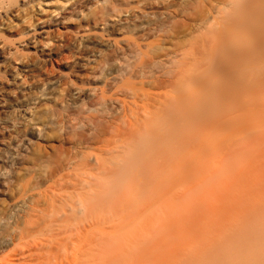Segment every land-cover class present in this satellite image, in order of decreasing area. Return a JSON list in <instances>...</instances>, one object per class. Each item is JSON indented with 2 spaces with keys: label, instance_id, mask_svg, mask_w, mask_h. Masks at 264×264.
Masks as SVG:
<instances>
[{
  "label": "bare ground",
  "instance_id": "bare-ground-1",
  "mask_svg": "<svg viewBox=\"0 0 264 264\" xmlns=\"http://www.w3.org/2000/svg\"><path fill=\"white\" fill-rule=\"evenodd\" d=\"M149 1H155L157 7L122 24L114 22L124 7L142 8ZM5 12L0 11V19L9 17ZM263 16L264 0H75L69 17H62L57 24L69 19L74 27L102 25L100 32L75 37L81 58L71 73L89 86L87 96L96 110L82 107L75 113L69 111L66 96L70 88L79 93L83 87L71 86L72 80L64 73L41 76L31 85L17 82V86L5 85L0 75V264H144V258L146 263L153 248L164 240V224L179 217L180 207L190 194L178 186L174 191L172 186L173 190H167L166 195L165 190L162 196L158 187L168 184L169 189V184L176 182L179 186L196 182L210 186L233 170L229 161L224 167L218 165L222 171L209 161L208 173L203 172L198 158L184 155L199 148L204 162L211 145L207 137H193L198 135L193 132L197 120L192 118L198 108L196 72L185 52L177 53V48L172 53L181 59L170 61V49L183 47L184 41L193 40L201 29L224 24L253 26L261 23ZM50 34V27L44 25L34 42L47 39V45ZM230 40L238 38L231 36ZM7 54L18 56L12 50ZM168 64L172 68L163 70ZM41 65L46 63L32 62L21 69L29 72L31 67L32 72H38L44 69ZM108 69L112 73H107ZM157 69L158 74L154 73ZM20 75L16 70L11 76L15 81ZM101 78L104 86L98 87ZM66 86L69 88L63 89ZM139 103L146 108L143 114L131 108V104ZM258 134L252 140L247 138L249 142L242 139L241 144L221 143L225 157L237 156L238 161L244 154L243 159L256 163L258 170L247 182V190L252 188L257 193L244 192L233 209L224 210L225 215L236 211L246 214L248 209L256 211L263 205L256 201H264V129ZM127 188L139 193L142 200L148 199V192L153 193L152 199L161 195L157 207L152 206L155 199L150 197L151 211L143 207L149 202L141 199L139 203L145 204L125 203L121 192ZM191 198L193 195L187 199ZM248 199L253 201L249 200L250 206ZM135 208L143 210V214L139 211L143 218L133 240L134 226L128 223L131 215L121 217V213L128 210L133 214ZM134 245L140 249L136 251ZM122 256L125 262H118Z\"/></svg>",
  "mask_w": 264,
  "mask_h": 264
},
{
  "label": "rangeland",
  "instance_id": "rangeland-1",
  "mask_svg": "<svg viewBox=\"0 0 264 264\" xmlns=\"http://www.w3.org/2000/svg\"><path fill=\"white\" fill-rule=\"evenodd\" d=\"M74 1L75 0H1L0 4V6L4 7V9L0 11H6L5 13L9 14V17L0 19V75L1 78H4L2 80L6 83L5 85L8 83V85L15 86L17 82L18 84L24 83L28 85L30 83L31 85L41 80V76L43 78L55 77L64 73L72 80L71 86L75 88L83 87V90H80L79 93L78 90H74V88L71 87L70 89L72 91L66 96V100L70 102L69 105H71L69 109V111H72L71 113H75L77 109H82V107L96 110V107L91 105V98L87 96V94H89V86H84L78 78L71 74L73 66L78 59L81 58L78 53L79 45L75 37L82 36L85 33L93 34L102 31L101 24L93 29L83 26L74 27V23H71L69 19H66L64 24H57L62 17H69V10ZM145 4L146 6L144 7L140 4L142 8L137 7L138 5L124 7L123 10L120 11V19L114 18V22L122 24L125 19H136V17L142 16L143 12H146L145 10L151 11L155 8V5L156 7L158 5L155 1H149ZM44 25H48L51 32L48 37L51 42L47 45V39H42L39 43L34 42L36 38H40L39 31ZM207 29L208 28L201 29L202 31L195 32L194 39L184 41V44L182 43L184 45L183 47L181 46L179 48V46H172L170 49V61L172 60L174 62L181 59L176 57L175 52L172 53L177 48V53L185 52L189 61L192 63V65L190 64L192 70L194 69L196 72L194 76L197 75L196 77L198 79L196 83V87L199 89V95L196 97L198 108L196 107L197 110H194V112L196 111L197 113H193L192 118L194 116V119L197 120L196 124H194L195 128L193 132L198 135L193 137L197 138L201 135L200 138H209V146L211 145L206 150L208 152H206L208 158L204 161L206 162L205 164L202 160L205 156L203 158L201 157L203 151L199 148H193L191 151L189 149V152L184 150V155L190 154L191 156H195L196 159L198 158V166L203 172L206 171L208 173L210 167L208 170L205 169H207V165L211 166L208 164L209 161V163L212 162L213 167L215 166L214 164H216L217 167H219L218 165L224 167L226 162L229 161L233 170L230 168L232 170H230L232 172L231 174L226 176L222 175L221 181L212 183L210 186H204L203 183L200 184V182L190 185L183 183L182 186H179L181 184L176 182L177 185L176 183L173 185L172 183L169 184V189H167L168 184L165 185L166 183L164 184L165 187L163 185L164 188H162V186L158 187V189H161H157L161 195L164 194L165 190L166 195L171 189L173 190V187L175 191L178 186L177 189H182L183 193L189 190V196L193 195V198L187 199L188 196L183 201L179 214H177L179 217L176 215L178 217L176 218L175 216L178 221L175 219V222L174 218L171 220L168 219V222L166 221L167 223H165L166 225L164 224V226H167V228L164 227L166 231L161 238L164 240L162 243L160 242V246L157 247L158 249L149 245L150 248L155 249V251L153 253L150 252L153 255H148L149 259L146 260V263L144 262V258L142 261L144 264H264V201H256V203L260 202L263 204L261 206L255 203L256 207L257 205L259 206L256 211L252 210V212L247 208L249 211L246 214L237 213L236 211L233 212L231 216L228 214L225 215L228 210L231 208L233 209L235 201L243 195L244 192L247 191V194L248 191L252 193L256 192L252 188L247 190V182L250 181V177H254L258 171L255 169L256 163L253 165L250 161L248 162L246 159H243L246 158L244 154H242L243 157L239 155L241 158L238 161L236 160L239 159L237 156L235 157L236 159L225 157L221 144H224L226 141H233V143L235 142L238 144L243 143L244 140L249 142L248 140H252L254 135L264 129V18L263 20L261 19V23L253 26L240 27L235 24H224L214 25L211 29ZM231 36H235L238 40H230ZM43 46H45V48H43ZM34 48H37V50ZM11 50L17 51L18 56L11 57L8 55L7 52ZM32 62H42L46 63V65H41L44 69L38 72H32L31 67H29V72H23L21 68ZM45 68L48 70L47 73ZM170 68H172V65L168 64L163 70L169 71ZM16 70L21 75L14 81L11 75ZM163 70L162 72H164ZM158 71V69L154 70V73L158 74ZM107 73H112V70L108 69ZM102 80L103 78L99 81L98 87L104 86ZM119 82L120 84L122 83L121 80ZM65 88L68 89L69 86L63 87V89ZM116 88L115 86V89ZM185 88L186 85L183 86L184 90ZM121 97L130 100V97L126 94H122ZM131 108L137 114H143L146 109H144L143 103H139L138 105L131 104ZM191 133L192 132H190V134ZM192 135L194 134L192 133ZM242 139L243 141H241ZM169 142L172 144L169 143V146H173L172 148H174L173 141ZM263 146L264 145H262V149H264ZM166 147L169 149L168 146ZM181 153L182 152H180V154ZM262 161L264 162V159ZM257 164L259 165L258 162ZM219 168L218 170H224L222 167ZM179 171L182 173L184 170L182 169V172L181 170ZM243 178H246V180L243 181ZM127 189H123L121 192L125 195V203H127V201H129L128 203L130 205H132L130 201H133V204L137 201L139 205L144 203H139L141 202V196L137 193L138 191H136V195L134 189L132 193V188L130 191ZM167 190H169V192H167ZM148 193H146V197L147 194L148 196L153 194L151 192ZM156 194L158 195V192ZM256 195L257 194H253V196ZM160 196L158 195L157 197L155 195V198H153L156 203L152 202V196L150 197L152 201L149 197H147V201L143 200L145 203L151 201L152 206L155 208V206L157 207V199L160 198ZM248 196L250 197V195ZM249 200L251 201V199H248V203ZM251 202L253 203V201ZM148 204L149 205L146 204L143 206L145 210L147 208H150V211L151 209L153 210L154 208L150 205L151 203L149 202ZM246 206L247 205L244 204L241 208L244 210ZM137 207L144 209L141 206ZM250 208L256 209L254 207ZM128 210H126L125 213L122 212V215H120L121 217L125 215L128 218V215H131L130 218L132 221L130 220L131 222L128 221V223L134 226V235H131V238L134 240L137 237L135 231L139 223H141L140 221H142L140 219L143 218L141 216L143 210H139L142 212L141 214L139 211H136V208L135 211L133 210V214ZM173 214L176 213L174 212ZM158 235L156 236L157 238ZM160 237L158 241H161L159 240ZM150 239L153 241V238ZM154 244H156V242ZM136 245H134V248H137ZM147 246L148 245H146V247ZM138 249H140V247L135 250L137 251ZM126 253L127 252H125V254ZM130 256L128 259H130ZM144 256L145 255H143V257ZM123 259L124 256L120 257V261L118 262H125V259L124 261ZM131 264L134 263L131 262ZM136 264H138V262H136Z\"/></svg>",
  "mask_w": 264,
  "mask_h": 264
}]
</instances>
